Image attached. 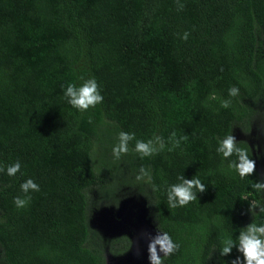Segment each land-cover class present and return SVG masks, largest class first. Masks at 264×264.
Masks as SVG:
<instances>
[{"label": "trees", "instance_id": "1", "mask_svg": "<svg viewBox=\"0 0 264 264\" xmlns=\"http://www.w3.org/2000/svg\"><path fill=\"white\" fill-rule=\"evenodd\" d=\"M81 75L104 95L84 113L61 88ZM233 85L240 94L224 109ZM121 129L188 139L143 160L132 141L116 161ZM229 133L256 160L243 180L215 153ZM16 160L21 173H0V264H107L133 238L105 237L91 216L129 197L148 201L156 228L180 245L164 264H231L235 248H214L253 221L251 200L264 201L248 187L264 180V0H0V166ZM141 166L160 191L136 180ZM181 174L207 188L169 208L164 188ZM28 177L40 191L17 209Z\"/></svg>", "mask_w": 264, "mask_h": 264}, {"label": "clouds", "instance_id": "2", "mask_svg": "<svg viewBox=\"0 0 264 264\" xmlns=\"http://www.w3.org/2000/svg\"><path fill=\"white\" fill-rule=\"evenodd\" d=\"M183 4H180L182 10ZM190 33L185 31L181 39L187 40ZM63 97L66 102L77 111L84 113L95 108L104 102L102 86L95 76L81 75L78 82H68L61 85ZM240 94L238 86H231L228 89V98L220 101V107L227 109L231 106V98ZM211 99H216L212 96ZM188 139L187 135L178 136L172 131L165 139L160 134L154 133L148 139H139L134 132L119 130L116 136V143L111 147V154L114 160L120 161L123 156L129 153V144L134 141L132 151L138 154L143 160L146 157H153L165 150L174 152L181 149L182 143ZM215 153L228 161V167L235 171L240 179L253 175L256 171V160L248 151L240 147L236 137L232 134H224L216 137ZM234 157V159H232ZM22 164L19 160L0 166V173L8 177H16L21 173ZM136 180L150 185L153 193L160 191V187L152 182L150 169L141 166L136 174ZM250 190L264 194V180L257 179L250 184ZM207 184L196 174L188 178L184 174L178 175L176 181L165 186L164 192L169 208L185 207L197 200L198 193L205 192ZM40 191V185L28 177L20 182V194L13 197V205L17 209L26 208L32 201V194ZM244 200L248 198L242 197ZM258 209V210H257ZM249 211L254 217L253 221L239 229L238 235L224 236L221 238L218 249L221 256H227L233 249L239 253L232 259L231 264H264V201H250ZM261 217L259 222L256 217ZM157 224L159 221H157ZM147 240V264H164V259L176 252L180 245L173 240L169 232L157 227L155 233H146Z\"/></svg>", "mask_w": 264, "mask_h": 264}, {"label": "rangeland", "instance_id": "3", "mask_svg": "<svg viewBox=\"0 0 264 264\" xmlns=\"http://www.w3.org/2000/svg\"><path fill=\"white\" fill-rule=\"evenodd\" d=\"M91 224L105 237L129 235L133 238L131 250L126 254L116 256L107 253V264H147L145 234L155 233L157 229L151 220L148 201L129 197L117 209L94 210Z\"/></svg>", "mask_w": 264, "mask_h": 264}]
</instances>
